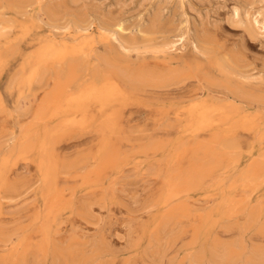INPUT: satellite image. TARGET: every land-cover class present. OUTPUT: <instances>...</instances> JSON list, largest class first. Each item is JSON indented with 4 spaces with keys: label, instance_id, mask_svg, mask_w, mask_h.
Masks as SVG:
<instances>
[{
    "label": "bare ground",
    "instance_id": "obj_1",
    "mask_svg": "<svg viewBox=\"0 0 264 264\" xmlns=\"http://www.w3.org/2000/svg\"><path fill=\"white\" fill-rule=\"evenodd\" d=\"M231 1L227 23L263 36L264 0ZM209 4L0 0V73L21 59L12 108L0 96V209L35 185L41 203L27 224L0 221V264H264V63L221 40ZM43 27L52 40L23 56V37ZM136 160L156 161L160 182L140 205L154 213L144 248L116 253L102 234L58 242L64 213L97 225L92 208L115 194L106 178Z\"/></svg>",
    "mask_w": 264,
    "mask_h": 264
},
{
    "label": "rangeland",
    "instance_id": "obj_2",
    "mask_svg": "<svg viewBox=\"0 0 264 264\" xmlns=\"http://www.w3.org/2000/svg\"><path fill=\"white\" fill-rule=\"evenodd\" d=\"M94 1L103 3L104 8H108V5L116 0ZM123 1H126L128 3L129 0ZM208 2L210 3V7L215 8L214 19L216 20L215 22H217V34L218 36L220 35L219 37L221 38V40L226 42L228 40V44H243L249 57H251V60L255 62V64H257L258 69H261L262 63H264V35L258 36L257 38L251 40L250 38H248L247 34L240 25L227 23L229 10L233 6V2L231 0H202V6H200V8H206ZM216 2H218V5H216ZM137 5L138 0H133L132 7L127 9L128 12L131 13L136 11L135 9H137ZM153 5V2H150L148 5H146L142 11L138 12L135 17L130 20L131 23L133 22L132 20H134L135 23L140 15H142L141 20L138 21H140L139 23H142L144 21V15L149 14L148 11ZM173 10L175 11V9L173 8L170 10L171 15L174 12ZM190 14L193 15V13ZM165 15L167 16L168 14L165 13ZM179 15V13L176 14L177 19L175 20V24H177ZM136 24L137 22L135 23V25ZM15 35L16 34L14 33V35L12 36L14 37ZM51 37L52 33L47 27L39 28L35 31L32 30L28 33V35H25L23 37V41L20 44L22 55L25 56L32 53L41 41H51ZM56 40H61V36L56 37ZM181 43H179V46L177 47L180 49V51H184L185 47H183L182 49V46L185 43ZM20 62L21 59L18 58L5 71L0 73V96L2 97V100L4 101V104L7 108H12V104L17 98L16 92L10 95V92L6 89L7 81L19 67ZM144 119L145 118L143 117H139L138 120H140V125H144L146 123L144 122ZM80 148L82 149L83 147H72L71 150H69L70 152H67L72 153L74 152L73 150L77 151ZM136 161H134V163L131 162V164L125 167L121 173L113 174L106 178L104 183L105 187L114 184L112 185L114 186V199L108 200L103 207L94 206L92 208L93 214L96 219V226H86L84 222L78 219V217L70 215L69 213H64L63 215H61L60 225L58 226L59 234L55 237V239L58 242H64L67 239L69 240L71 237L82 239L84 235L89 237H96L97 235L102 234L108 240L111 248L113 250L115 249L114 251L116 253L123 250L125 247H128L127 242L129 241L130 242L128 244H131L132 242L138 243V246L134 247V249L141 251L144 248L146 242L145 239H141V228L149 225L154 213L143 211L140 208V205L144 203L145 200L150 199V195H152L153 192L157 189V187L160 185V182L156 178V176H154L156 168H158L156 161ZM24 172L25 170L20 169L19 174H23ZM66 186L75 187V202H78L81 199L83 200L89 193L88 190H84L81 188L80 182L70 181L66 184ZM36 187L37 185H35L32 190H29V192H27L23 197H20V199L14 202H2L0 209V221H4L3 223H5V227L8 226L11 228H15L19 227L22 223L27 224V219L30 217V215L34 211V207L38 205V201L40 200H38L35 193ZM190 204L192 205V208L194 210L204 209L206 207L205 203L201 200L195 203H192V201H190ZM163 245H161V247L159 248L160 251H162L161 249H163ZM177 247L176 250L178 249ZM171 251L172 250H169L168 252ZM129 253V251H123L119 259L123 260L131 258L132 263H138V257L140 255Z\"/></svg>",
    "mask_w": 264,
    "mask_h": 264
}]
</instances>
